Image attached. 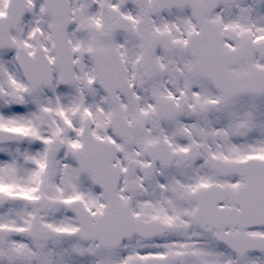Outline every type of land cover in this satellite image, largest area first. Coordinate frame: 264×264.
Instances as JSON below:
<instances>
[{
  "label": "snow or ice",
  "instance_id": "1",
  "mask_svg": "<svg viewBox=\"0 0 264 264\" xmlns=\"http://www.w3.org/2000/svg\"><path fill=\"white\" fill-rule=\"evenodd\" d=\"M0 264H264V0H0Z\"/></svg>",
  "mask_w": 264,
  "mask_h": 264
}]
</instances>
